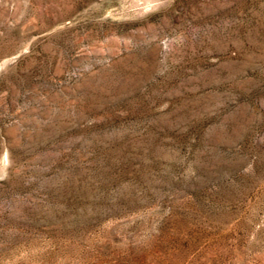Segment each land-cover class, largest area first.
<instances>
[{"label": "rangeland", "instance_id": "rangeland-1", "mask_svg": "<svg viewBox=\"0 0 264 264\" xmlns=\"http://www.w3.org/2000/svg\"><path fill=\"white\" fill-rule=\"evenodd\" d=\"M0 264H264V0H0Z\"/></svg>", "mask_w": 264, "mask_h": 264}]
</instances>
